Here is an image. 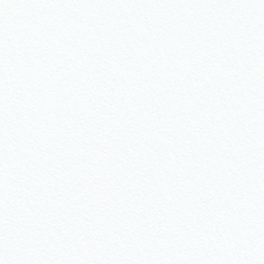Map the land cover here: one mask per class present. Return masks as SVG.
<instances>
[{
	"label": "snow or ice",
	"instance_id": "6c2138e0",
	"mask_svg": "<svg viewBox=\"0 0 264 264\" xmlns=\"http://www.w3.org/2000/svg\"><path fill=\"white\" fill-rule=\"evenodd\" d=\"M0 264H264V0H0Z\"/></svg>",
	"mask_w": 264,
	"mask_h": 264
}]
</instances>
